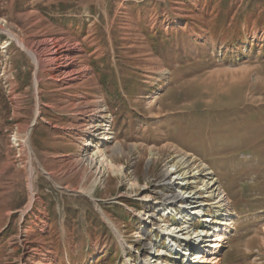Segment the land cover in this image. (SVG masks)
Segmentation results:
<instances>
[{
  "label": "rangeland",
  "instance_id": "1",
  "mask_svg": "<svg viewBox=\"0 0 264 264\" xmlns=\"http://www.w3.org/2000/svg\"><path fill=\"white\" fill-rule=\"evenodd\" d=\"M182 157L231 199L219 264H264V0H0V264H182L226 213L155 207Z\"/></svg>",
  "mask_w": 264,
  "mask_h": 264
},
{
  "label": "bare ground",
  "instance_id": "2",
  "mask_svg": "<svg viewBox=\"0 0 264 264\" xmlns=\"http://www.w3.org/2000/svg\"><path fill=\"white\" fill-rule=\"evenodd\" d=\"M18 43H20V45L32 55L39 68H41L40 56L38 53L27 47L20 40H18ZM56 46L57 47L54 49L51 57L54 63L58 65V72L65 76L74 75V70L71 66L72 64L69 62L70 49L61 44H57ZM103 111L104 109H101V112ZM110 138V136H106L104 140H109ZM193 164L194 162L190 161L189 158L182 157L178 160L177 164H175L176 169L173 174L179 173V175L183 177V190H185V193L183 192V195H180L177 193L170 194L171 192H168L163 195V197H160L155 207L160 208L162 206L161 208L164 209L169 206L174 208L175 203L178 202L181 203L182 209H187L190 207L194 208L191 205L193 203H197L196 208L193 209V214L197 218L199 217V220L205 221L203 222L204 224L211 222L210 216L206 215L208 213L206 211L207 206H213L218 209L219 212L226 211V213H221L223 216L219 215L218 219L214 221V224L210 229L206 230L208 235L201 243H198L199 240H196L197 243L190 245L188 242H191L192 239H188V237L183 238L184 241L182 242L184 243H182L180 239L178 240L179 242L173 243V246H175L178 251H181V255L180 258L176 257L173 260H170V263L173 261H180L182 264H219L220 258L217 254L220 248L223 247L226 239L225 234L230 230V226L232 224V218L229 217L231 201L228 197H226V195H222L219 187L216 186V181L209 176L211 173L207 170V168L203 166L196 168ZM171 174L172 173H170L169 170L166 176L160 180L161 183L168 186L170 191L174 189L176 184H178L176 183L177 181H173L174 179L171 178ZM196 183H200L201 186L194 187V184ZM188 193L191 194V196L187 195ZM178 218L181 219L180 216H178ZM188 229L189 227L180 230L185 233ZM173 236L175 237L176 235L173 233H167L166 238L168 237V241H170L169 239L175 241ZM205 242L206 244L203 245ZM130 260L133 261L131 258ZM128 263L132 264L129 261Z\"/></svg>",
  "mask_w": 264,
  "mask_h": 264
}]
</instances>
